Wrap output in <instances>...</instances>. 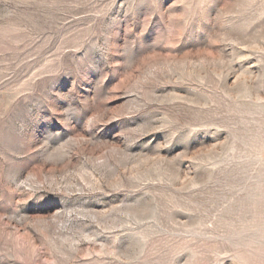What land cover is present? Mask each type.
<instances>
[{
    "label": "rangeland",
    "instance_id": "obj_1",
    "mask_svg": "<svg viewBox=\"0 0 264 264\" xmlns=\"http://www.w3.org/2000/svg\"><path fill=\"white\" fill-rule=\"evenodd\" d=\"M0 264H264V0H0Z\"/></svg>",
    "mask_w": 264,
    "mask_h": 264
}]
</instances>
